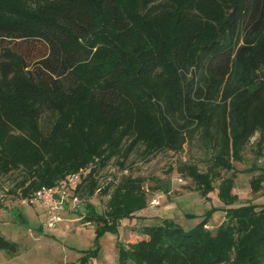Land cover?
<instances>
[{"label":"trees","instance_id":"obj_1","mask_svg":"<svg viewBox=\"0 0 264 264\" xmlns=\"http://www.w3.org/2000/svg\"><path fill=\"white\" fill-rule=\"evenodd\" d=\"M20 43L43 51L26 57ZM0 46V178L17 173L10 193L24 200L80 173L97 246L71 264H91L100 238L147 206L145 178L103 185L100 171L138 146L178 153L195 139L206 170H179L200 195L216 190L224 221L212 233L210 212L189 230L163 219L118 244L117 264H264V206L233 207L232 192L250 139L264 151V0H0ZM255 171L253 193L264 169L244 170ZM16 248L0 233L1 250Z\"/></svg>","mask_w":264,"mask_h":264},{"label":"rangeland","instance_id":"obj_2","mask_svg":"<svg viewBox=\"0 0 264 264\" xmlns=\"http://www.w3.org/2000/svg\"><path fill=\"white\" fill-rule=\"evenodd\" d=\"M14 49L26 57H35L43 51L39 43H20ZM256 137L250 139L242 160L233 163L236 179L232 192L238 196L233 207L249 203L264 206V185L257 193H253L249 186L251 176L258 172H244L254 164L264 169V151L259 158L256 157ZM207 158L195 139L185 144L178 153L164 151L147 156L143 153V147L138 146L123 168L113 159L102 169L100 176L103 185L108 176L119 179L122 175L130 174L145 178L147 206L133 218L123 219L117 233H106L100 238L98 257L92 259L91 264H117L118 244L126 246L144 238L142 229L158 225L163 219H171L184 230H189L210 212L206 228L214 233L224 221V206L218 200L216 190L207 196L200 195L191 180L179 170L183 163H191L200 171H205ZM17 178V173L0 178V233L17 246L15 252L0 249V264H71L81 256L80 251L97 246L94 224L83 221V202L78 211L59 212L60 222L54 227L45 228L43 224L47 217L44 207L38 202L23 203L15 194L10 193ZM217 184L218 181H215L213 186ZM107 199V195L97 191L89 202L101 212Z\"/></svg>","mask_w":264,"mask_h":264},{"label":"built area","instance_id":"obj_3","mask_svg":"<svg viewBox=\"0 0 264 264\" xmlns=\"http://www.w3.org/2000/svg\"><path fill=\"white\" fill-rule=\"evenodd\" d=\"M80 173L70 175L53 187H43L32 196L22 200L23 203H40L44 207L47 220L43 227H54L60 222L59 212L78 211L81 200L76 194Z\"/></svg>","mask_w":264,"mask_h":264}]
</instances>
